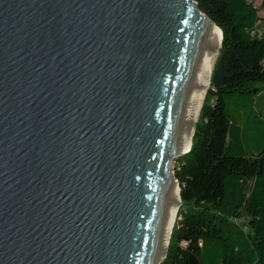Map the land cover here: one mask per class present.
<instances>
[{"label": "water", "instance_id": "1", "mask_svg": "<svg viewBox=\"0 0 264 264\" xmlns=\"http://www.w3.org/2000/svg\"><path fill=\"white\" fill-rule=\"evenodd\" d=\"M212 25L196 0H0V264H157Z\"/></svg>", "mask_w": 264, "mask_h": 264}, {"label": "trees", "instance_id": "2", "mask_svg": "<svg viewBox=\"0 0 264 264\" xmlns=\"http://www.w3.org/2000/svg\"><path fill=\"white\" fill-rule=\"evenodd\" d=\"M196 2L223 41L178 163L182 206L162 264H264V18L249 0Z\"/></svg>", "mask_w": 264, "mask_h": 264}, {"label": "bare ground", "instance_id": "3", "mask_svg": "<svg viewBox=\"0 0 264 264\" xmlns=\"http://www.w3.org/2000/svg\"><path fill=\"white\" fill-rule=\"evenodd\" d=\"M212 26L216 29V32L214 33L212 39L210 40V44L205 54L204 70H203L201 82L199 85V89L196 95V99H195V102L192 108V112H191L186 130H185L184 139L181 144V152L178 154V157L185 155L189 151V149L192 147L193 138L195 136L196 125L199 121L202 107L205 102L208 89L210 88L214 66L216 64V61L218 59V56L221 50L222 31L216 25H212ZM174 164H175V161L172 166H174ZM174 175L175 173L173 172L172 176ZM173 181H174V189L172 193V202H171V207H170L169 214L167 216L165 227H164V232L162 236L157 264H159L163 260L165 254L168 251L174 225H175L179 210L182 205L180 186L178 182L175 181V178Z\"/></svg>", "mask_w": 264, "mask_h": 264}, {"label": "rangeland", "instance_id": "4", "mask_svg": "<svg viewBox=\"0 0 264 264\" xmlns=\"http://www.w3.org/2000/svg\"><path fill=\"white\" fill-rule=\"evenodd\" d=\"M250 2H252V3H254V5H255V7L256 8H258L259 9V16L261 17V18H264V6H263V4H264V0H249ZM258 29L260 30V31H264V21H262V22H260L259 23V25H258ZM259 102V105L261 104V101H262V98L260 99H258V100H255V99H248V103H250V105H248L247 106V108L248 107H250L251 106V104L254 106V102ZM255 108V107H254ZM199 120H200V118H199ZM199 122V121H198ZM198 124V123H197ZM179 163V162H178ZM178 163H175L174 165L176 166V164H177V166H176V169H177V167H178ZM174 172H176V170L174 171ZM182 206V205H181Z\"/></svg>", "mask_w": 264, "mask_h": 264}]
</instances>
